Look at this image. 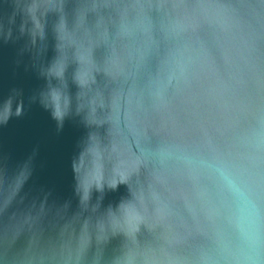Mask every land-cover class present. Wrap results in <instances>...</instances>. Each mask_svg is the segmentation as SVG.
I'll list each match as a JSON object with an SVG mask.
<instances>
[{"label":"water","instance_id":"water-1","mask_svg":"<svg viewBox=\"0 0 264 264\" xmlns=\"http://www.w3.org/2000/svg\"><path fill=\"white\" fill-rule=\"evenodd\" d=\"M0 264H264V0H0Z\"/></svg>","mask_w":264,"mask_h":264}]
</instances>
